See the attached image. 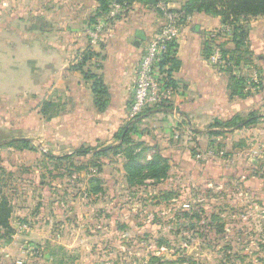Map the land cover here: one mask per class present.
<instances>
[{
	"label": "rangeland",
	"instance_id": "1",
	"mask_svg": "<svg viewBox=\"0 0 264 264\" xmlns=\"http://www.w3.org/2000/svg\"><path fill=\"white\" fill-rule=\"evenodd\" d=\"M64 7L83 27L97 24ZM249 43L240 54L262 76L246 80L242 96L258 93L259 106L240 117H261L221 134L175 122L172 108H150L165 100L131 116V96L116 132L95 139L96 112L104 110L83 73L89 90L79 89L74 100L82 104L71 106L51 100V91L30 93L40 91L39 46L24 60L0 57V198L11 206L0 264H264V47L255 54ZM72 61L68 70H78L80 54ZM45 101L64 115L61 123L42 114ZM128 122L135 130L120 143ZM18 138L28 147L4 144ZM87 147L108 149L47 156Z\"/></svg>",
	"mask_w": 264,
	"mask_h": 264
},
{
	"label": "crops",
	"instance_id": "2",
	"mask_svg": "<svg viewBox=\"0 0 264 264\" xmlns=\"http://www.w3.org/2000/svg\"><path fill=\"white\" fill-rule=\"evenodd\" d=\"M62 1L0 0V57L7 61L24 60L32 47L37 49L36 46H39L41 49L38 50V62L35 63L40 65L39 70L42 73V79L38 77L36 81V87H40V91L30 93L51 91V100L60 99L62 103L80 107L82 103L74 100L75 94L84 86L88 88V85L83 81L80 70H68V63L79 54L82 57L87 47L94 52L86 63L91 65L89 69L92 73L103 77L109 92L104 112L95 111L99 123L98 131L94 133L95 139L103 134L116 132L128 112L127 105L133 94L137 67L145 45L153 39L164 23L159 9L160 3L183 15L176 39L175 55L179 66L171 74L176 87H173L167 99L172 110L166 113H170L175 122H185L189 126L202 129L215 120L226 121L234 115L244 116L249 110L259 106L256 102L258 93L230 96V74L210 64L204 55V45L209 44L208 34L224 26L220 16L203 11L186 14L184 6L188 0H158L155 5L135 0L129 5L120 6L119 12L114 15H110L113 7L109 8L103 15L107 16L108 25L105 34L99 42L93 43L86 36L88 27H83L82 22H76V13L63 15L61 11L64 6L67 11L76 7L79 13L92 16L98 7V0H65L64 4ZM263 17H250L244 23L248 29L249 48L255 54L264 47ZM101 18L102 16L98 17ZM137 37L140 41L135 44ZM224 45L229 51L234 49L231 40H226ZM2 46L6 48L3 50ZM243 60L232 74L243 76L252 82L257 78L261 80L262 72L256 69L254 63ZM258 60L263 61L264 56H258ZM46 77L49 80H45ZM67 94L73 97L69 98ZM61 116L50 118L51 125L61 123L64 115Z\"/></svg>",
	"mask_w": 264,
	"mask_h": 264
},
{
	"label": "trees",
	"instance_id": "3",
	"mask_svg": "<svg viewBox=\"0 0 264 264\" xmlns=\"http://www.w3.org/2000/svg\"><path fill=\"white\" fill-rule=\"evenodd\" d=\"M135 0H98V7L94 14L91 16L92 20L97 21L99 16L105 15L112 3H117L119 5H129ZM147 5H155L158 0H136ZM193 11H203L211 14L220 16L221 22L224 26H230L232 31V38L229 39L234 43V49L229 51L225 47V41L221 43V54L225 58L226 72L230 74L228 88L230 90V96L233 95H244V87L246 86V78L243 76H235L232 74L233 70L239 66L242 59L245 62H249L248 58H243L241 56V51H244L243 47H248L247 37L248 29L247 26L242 23L244 20L250 17L264 16V0H188L184 6V13L188 14ZM177 48L176 40L168 42L167 51L163 55V59L159 62V67L166 75L164 77L166 83L171 87H176L174 80L172 79V72L175 71L179 66V60L177 59L175 53ZM210 44L206 43L204 45V55L208 58L210 54ZM250 50L247 49V53ZM92 56V52H85L81 57L79 66L77 67L81 73L84 74V78L90 80L91 92L94 98V103L99 111L105 110L109 98V92L107 85L105 84L103 77L95 73H85L83 71V66ZM159 104L158 107H150L151 109L156 108L163 110V108L171 109V105L167 103ZM169 106V107H168ZM162 108V109H161ZM150 110V109H148ZM41 112L46 115L47 118H51L56 115L57 110L53 111V105L50 101H45L42 105ZM264 116V115H263ZM261 116L255 113H249L245 119L241 118L239 115H234L232 118L226 121L215 120L211 123L206 130L207 134H221L229 129V127H241L242 125L247 126L254 124ZM219 128V129H214ZM121 142L125 143L129 139V134L135 130L134 124L128 122L125 126L121 127ZM29 139L18 138L14 140H7L4 144L14 145L20 149L27 148ZM120 145L114 146L119 147ZM111 147H109L110 149ZM108 148L94 149L93 147L79 148L74 152L66 153L62 156L55 157L54 155L48 154L50 159L64 160L68 159L72 155H82L88 153L90 150L97 154H102ZM11 215V206L5 197L0 198V228H9L8 219Z\"/></svg>",
	"mask_w": 264,
	"mask_h": 264
},
{
	"label": "built area",
	"instance_id": "4",
	"mask_svg": "<svg viewBox=\"0 0 264 264\" xmlns=\"http://www.w3.org/2000/svg\"><path fill=\"white\" fill-rule=\"evenodd\" d=\"M111 7H113V10L110 11V15H114L120 10V5L117 3H112ZM159 9L164 17V23L153 39L145 45L139 60L133 85L132 100L129 105L131 116L138 114L153 104L167 100L169 94L173 91V87L168 85L164 79L166 74L160 69L159 62L167 51V43L177 39L180 20L183 15L167 9L163 3L159 4ZM96 22L97 24L93 25L92 29L88 31L93 43L102 35L100 33L104 30L107 16H102ZM220 38H223V40H220ZM231 38L232 31L230 26H223L220 30L213 31L207 36L211 48L207 58L208 62L221 70L226 67L225 58L221 54V43Z\"/></svg>",
	"mask_w": 264,
	"mask_h": 264
},
{
	"label": "water",
	"instance_id": "5",
	"mask_svg": "<svg viewBox=\"0 0 264 264\" xmlns=\"http://www.w3.org/2000/svg\"><path fill=\"white\" fill-rule=\"evenodd\" d=\"M139 41H140V38H139V37H137V38H136V40H135L134 42H135V44H138V43H139Z\"/></svg>",
	"mask_w": 264,
	"mask_h": 264
}]
</instances>
